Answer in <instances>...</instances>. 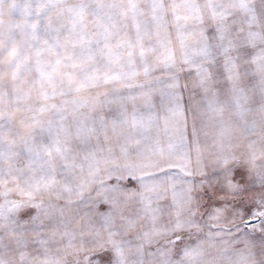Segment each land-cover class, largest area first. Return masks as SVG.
Segmentation results:
<instances>
[{
    "label": "snow or ice",
    "instance_id": "snow-or-ice-1",
    "mask_svg": "<svg viewBox=\"0 0 264 264\" xmlns=\"http://www.w3.org/2000/svg\"><path fill=\"white\" fill-rule=\"evenodd\" d=\"M0 264H264V0H0Z\"/></svg>",
    "mask_w": 264,
    "mask_h": 264
}]
</instances>
